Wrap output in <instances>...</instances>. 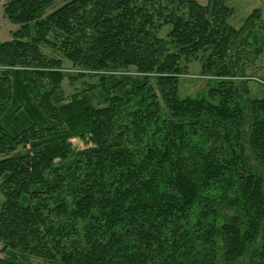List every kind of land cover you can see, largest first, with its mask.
<instances>
[{
    "label": "trees",
    "instance_id": "16d2710c",
    "mask_svg": "<svg viewBox=\"0 0 264 264\" xmlns=\"http://www.w3.org/2000/svg\"><path fill=\"white\" fill-rule=\"evenodd\" d=\"M4 16L0 264H264L261 10L240 29L225 0H10ZM199 59L213 85L181 99ZM66 79L94 82L67 100Z\"/></svg>",
    "mask_w": 264,
    "mask_h": 264
},
{
    "label": "rangeland",
    "instance_id": "374dc122",
    "mask_svg": "<svg viewBox=\"0 0 264 264\" xmlns=\"http://www.w3.org/2000/svg\"><path fill=\"white\" fill-rule=\"evenodd\" d=\"M10 0H0V41L8 42L12 40V32L17 29L16 26L12 25L4 16V6ZM201 5H207L209 0H197ZM226 4L233 9V16L229 23L232 27L240 29L246 19L254 10L262 11V22L264 23V0H225ZM65 2L62 1L56 4L55 9L62 6ZM52 11V10H51ZM50 12V11H49ZM44 52L54 57H62L58 52H53L48 48H44ZM255 63V64H254ZM65 69L70 72H74L72 65L68 62H64ZM202 60H197L190 63L185 71V75L180 78L179 83V97L185 98H201L206 97L210 86V82L206 80L202 73ZM249 77L253 76V80L249 83L248 89L252 92L255 97H261L264 88L257 79L264 80V58L253 61L249 64L247 70ZM93 83L94 80L76 81L72 82L66 79L63 83L62 92L64 93L67 100H70L74 94L82 91L86 86L85 83ZM73 147L84 148V142L81 140H73L71 142ZM1 196V194H0ZM40 264V263H36Z\"/></svg>",
    "mask_w": 264,
    "mask_h": 264
},
{
    "label": "crops",
    "instance_id": "0c3cea01",
    "mask_svg": "<svg viewBox=\"0 0 264 264\" xmlns=\"http://www.w3.org/2000/svg\"><path fill=\"white\" fill-rule=\"evenodd\" d=\"M194 1H197V0H194ZM198 2V1H197ZM199 3V2H198Z\"/></svg>",
    "mask_w": 264,
    "mask_h": 264
}]
</instances>
